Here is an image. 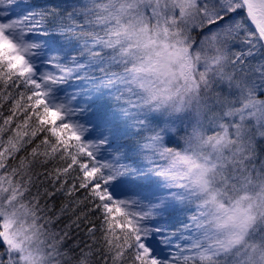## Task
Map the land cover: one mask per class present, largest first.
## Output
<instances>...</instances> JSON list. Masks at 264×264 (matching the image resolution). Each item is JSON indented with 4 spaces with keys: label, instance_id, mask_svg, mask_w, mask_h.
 <instances>
[{
    "label": "snow or ice",
    "instance_id": "snow-or-ice-1",
    "mask_svg": "<svg viewBox=\"0 0 264 264\" xmlns=\"http://www.w3.org/2000/svg\"><path fill=\"white\" fill-rule=\"evenodd\" d=\"M14 2L0 0V264H264V0H83L66 17ZM40 175L56 192H32ZM58 192L73 198L63 232L40 203Z\"/></svg>",
    "mask_w": 264,
    "mask_h": 264
},
{
    "label": "trees",
    "instance_id": "trees-1",
    "mask_svg": "<svg viewBox=\"0 0 264 264\" xmlns=\"http://www.w3.org/2000/svg\"><path fill=\"white\" fill-rule=\"evenodd\" d=\"M72 0H15V3H22L26 2V5L24 7H29V9H33V11H40L42 9H56L60 16L61 14H65L68 12L66 9L68 7H62L65 4H68ZM71 11V10H70ZM9 108L10 104L4 103L3 107L0 108V113H2V116L6 117L9 115ZM0 122H2V119H0ZM53 164L47 165V168H52ZM38 172H45V168H38ZM76 173H73L75 175ZM73 181L69 179L68 183L71 184ZM34 184L36 186L32 187V192L35 193L37 191V187L41 190V192L44 191V189H47L51 192H56V189L53 188V179L50 177H46L45 175H40L38 179L34 177ZM59 187V185H57ZM78 195H83V192L79 193ZM73 198L66 196L63 192H58L56 195L52 198H49L47 196L43 197L40 201L41 206H43L45 203H47L48 208L50 209L49 215H59L60 219L56 223L54 231H61L63 232L65 230V225L70 223L71 213L70 211L66 214L60 213V208L64 204H69L70 201ZM97 225L99 224V220L95 221ZM69 235L68 239L65 242L64 247L67 248H73L75 252H79L80 248H83L85 244H90L92 241L90 237L86 233V227L84 224H81L80 227H76L75 225H72L70 228L67 229ZM99 235V233H97ZM79 245V247H75L76 245Z\"/></svg>",
    "mask_w": 264,
    "mask_h": 264
},
{
    "label": "rangeland",
    "instance_id": "rangeland-1",
    "mask_svg": "<svg viewBox=\"0 0 264 264\" xmlns=\"http://www.w3.org/2000/svg\"><path fill=\"white\" fill-rule=\"evenodd\" d=\"M81 3H83V0H72L68 4L63 5L62 7H68L66 9L68 12L65 14H61L60 17H66L69 12L73 10L74 7H78ZM26 5V2L22 3H15L11 5V10L17 13H24L27 11H33V9H29V7H24ZM71 10V11H70ZM59 19V18H58ZM49 35L46 37H42V39L50 40L51 42H54L57 45H64L67 41H71L72 45H75L77 43V39L75 36H65L61 35L60 33L49 30ZM116 198H123V196H118ZM187 214H176L173 218L167 219V227L169 233L173 231H177L182 227L181 221L186 219ZM176 244H182V241L179 238V234L175 238H172L171 245L170 246H164V245H156L160 249V258L162 259H171L172 255L176 254L178 252V249H176Z\"/></svg>",
    "mask_w": 264,
    "mask_h": 264
}]
</instances>
